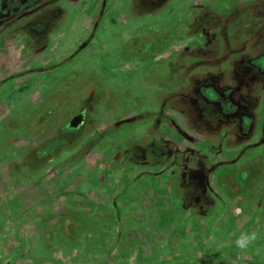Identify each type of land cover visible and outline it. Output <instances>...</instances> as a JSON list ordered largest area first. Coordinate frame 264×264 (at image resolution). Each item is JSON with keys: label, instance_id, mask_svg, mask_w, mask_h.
Listing matches in <instances>:
<instances>
[{"label": "rangeland", "instance_id": "rangeland-1", "mask_svg": "<svg viewBox=\"0 0 264 264\" xmlns=\"http://www.w3.org/2000/svg\"><path fill=\"white\" fill-rule=\"evenodd\" d=\"M155 3L36 0L0 20V264H264V171L251 196L219 178L258 154L264 164V71L250 64L264 61V0ZM207 14L215 19L197 23ZM157 34L167 36L159 52L123 54ZM236 64L245 123L198 103L199 83L216 72L234 83ZM90 91L98 97L85 127L96 129L29 165ZM112 126L123 129L110 146L99 139ZM134 126L143 140L155 128L167 144L161 162L120 155ZM71 206L99 207L93 219H109L94 231L102 238L84 227L61 239L56 220ZM250 232L257 239L241 251L235 241Z\"/></svg>", "mask_w": 264, "mask_h": 264}, {"label": "flooded vegetation", "instance_id": "flooded-vegetation-1", "mask_svg": "<svg viewBox=\"0 0 264 264\" xmlns=\"http://www.w3.org/2000/svg\"><path fill=\"white\" fill-rule=\"evenodd\" d=\"M33 1L36 0H0V20L5 19L6 17H11L13 15H20L22 13V10ZM164 1L165 0H155L156 5L152 4L150 6L157 7L159 6V2L163 3ZM145 7L149 8V5ZM141 10L146 11V9ZM157 44L158 43L155 42V36L152 35L151 37L144 38L140 44H137L133 52L129 50L127 51L126 49L123 51V54L127 55L128 52H130L131 55H136L140 58H146L163 49V47L158 48ZM262 63V65L264 66V61ZM239 67L238 64H236V68L233 70L235 72L234 79H236L234 83H221L222 75L221 73L216 72L214 74L212 73L210 75V78L207 75L206 78L199 83L198 88L201 93V98H203L207 102L213 101L216 103V105L219 106L224 114V117L221 115L222 120H241L242 123H245L249 120L250 115L249 112L246 111V108H248L250 105L247 104L249 98H245L247 96L246 94L242 96L243 98H239V90L243 86L242 79L238 78L240 70ZM251 72L252 74H254L253 70ZM212 75H215V78L212 77ZM254 75H252V77H254ZM208 79L210 80L208 81ZM96 99V95H92L90 91L87 94V99L84 101V105H80L77 110L74 111L69 118H67V120L57 126L52 137L46 140L42 145V147H44L45 149L47 148V153L50 151V148L54 146L57 149L59 148V153L60 155H62L63 151L66 150V148L76 146V144L83 139L85 131H87L88 129H96L93 127H85L86 122L89 120V118H91V111L94 110L93 105L91 106L87 103H90L91 101L93 104L95 103ZM48 115L46 117L38 116V119L44 120L48 117ZM133 117L135 119L136 114ZM159 119L160 116H157V118L155 119V123H157ZM176 127L179 131L185 133L184 130H182V128L177 124ZM240 127L243 128L242 125ZM121 129L123 128L113 126L104 128L103 130L106 132L104 133V137L100 138L99 141L103 139L108 143L112 142V144H108L112 146L115 141L119 140L116 136H113V134H117L115 131ZM154 129L155 128L151 127L148 131L149 133H151V136L143 140L141 137H138L139 135H142L143 128L138 126L125 128V133L128 132L132 135V131H134L135 136L134 138L129 139L128 142H126L124 145H122V148L120 149V155L124 157L125 160L130 162V164L134 162L135 165H143L144 163L155 165L158 164V162H161L167 156V144L165 142H160L157 136L158 134L154 131ZM92 139L96 140V136H93ZM244 168L245 166L242 167L241 170H224L223 173H225L226 171H231V174L222 177L220 179L221 183L224 186L226 184L230 185L233 191L236 192H238L239 190H243L242 187L244 183L241 172L244 171ZM142 174V170H140V173L137 176L140 177L142 176ZM100 213L101 212L99 210V207L97 206H91L89 209L80 208L79 206L66 207L65 210L59 214L60 218L56 220V231L61 236V239L67 241L68 243H71L72 241L77 239L76 235L78 234V232L83 230L84 233H87V229H90L92 231V235H90L94 237L93 241H95V238L100 239L102 238V236H98L94 233V231H105L109 226V219L107 217L100 216L99 218L93 219L92 215H100ZM87 221H90L92 224H88ZM84 227L87 228L85 231Z\"/></svg>", "mask_w": 264, "mask_h": 264}, {"label": "trees", "instance_id": "trees-1", "mask_svg": "<svg viewBox=\"0 0 264 264\" xmlns=\"http://www.w3.org/2000/svg\"><path fill=\"white\" fill-rule=\"evenodd\" d=\"M139 8L142 9L143 7H139ZM214 19H215V16H210L209 14H207V15L201 16V18H199L197 23H202L203 21L210 22L211 20H214ZM166 40H167L166 34L155 35V42L158 43L157 44L158 48L163 47L164 43H166ZM250 64H252V70L255 76L257 77L262 76V73L264 71V68L262 65L263 63L261 64L258 62L250 61ZM211 74L212 73L208 74L209 78ZM212 77L215 78V75H212ZM209 80L210 79H208V81ZM96 96L98 97V94H96ZM198 103L201 105L202 108H205L207 110L209 115H212V116L215 115L216 117H219V118H221L224 115L221 109L219 108V106L216 105V103L213 101L207 102L203 98L199 97ZM247 104L250 105L249 100ZM47 115H48V111H43L39 114V116L41 117H46ZM47 151H48L47 148L45 149L44 147L40 146L37 149V153L40 159H37V161L35 162H30L31 160L30 161L27 160L28 164L31 165L32 167H36L37 165H39L41 162L44 161V159L48 156V154L51 153L52 150H50L48 153ZM242 165H245L244 171L241 172L243 176V183H244L242 188L243 190H245V192L249 194V196H251L254 183H256V181L262 177V174L264 171L263 157L258 154L254 156L253 158H251L250 160H248L247 162H245V164L243 163ZM242 165L239 166L238 168L239 170L242 169L241 168ZM229 174H231V171H226L223 175H221L220 179ZM225 186L227 188L228 193L230 194L236 193L235 191H233L230 185L226 184Z\"/></svg>", "mask_w": 264, "mask_h": 264}, {"label": "clouds", "instance_id": "clouds-1", "mask_svg": "<svg viewBox=\"0 0 264 264\" xmlns=\"http://www.w3.org/2000/svg\"><path fill=\"white\" fill-rule=\"evenodd\" d=\"M256 239V232L243 233L236 239L235 244L237 248L241 249V251H246L248 247L256 241Z\"/></svg>", "mask_w": 264, "mask_h": 264}, {"label": "crops", "instance_id": "crops-1", "mask_svg": "<svg viewBox=\"0 0 264 264\" xmlns=\"http://www.w3.org/2000/svg\"><path fill=\"white\" fill-rule=\"evenodd\" d=\"M219 73V72H218Z\"/></svg>", "mask_w": 264, "mask_h": 264}]
</instances>
